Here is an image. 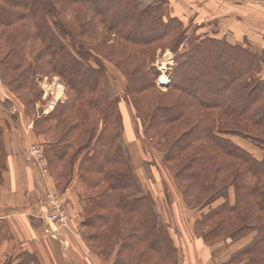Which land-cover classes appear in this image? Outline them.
Segmentation results:
<instances>
[{
	"label": "trees",
	"instance_id": "trees-1",
	"mask_svg": "<svg viewBox=\"0 0 264 264\" xmlns=\"http://www.w3.org/2000/svg\"><path fill=\"white\" fill-rule=\"evenodd\" d=\"M73 5L87 11L75 27L64 16V10ZM96 26L105 33V42L119 39L122 43L119 49L124 55L116 64L128 81L125 100L139 113L149 114L151 137L187 119L192 108L220 112V118H201L182 133L174 132L165 158L171 161L190 151L192 156L180 165L177 178L202 182L199 208L218 197L227 200L228 190L234 187L235 203L225 201L201 214L197 229L209 243L234 242L250 235L249 242L233 252L225 264H264V159L258 160L229 138L238 135L264 147V77L260 74L264 52L253 50L247 42L232 44L212 33H189L184 22L171 14L170 0H0V27L16 31L9 35L0 32L1 43L9 48L0 59L5 71L22 68L32 43L39 44L36 61L28 64L22 84H33L42 72L57 73L75 99L79 119L60 134L57 130L55 139L47 142L51 146V157L47 156L50 165L65 164L71 152L68 162L73 171L82 155V181L94 186L85 177L90 171L101 173L108 185V191L87 199L85 212L105 206L134 220L127 226L126 236L117 238L121 247L118 264H144L138 260L143 254L154 257L153 264H177L178 251L161 222L155 200L137 175L123 138L122 97L106 64L93 54L94 46L86 40ZM165 48L175 53V66L169 90L161 92L156 87L159 72L150 63L157 49ZM104 56L116 61L113 53ZM143 101L146 108L141 107ZM57 108L51 116L36 119L35 129L41 120L54 117ZM100 121L103 127L98 132ZM5 158L0 128V174ZM218 159L226 163L217 165ZM231 162L238 163L235 175L227 182L220 181L232 168ZM125 252L137 253V258L130 259ZM32 263L39 264L34 255L26 254L20 264Z\"/></svg>",
	"mask_w": 264,
	"mask_h": 264
},
{
	"label": "rangeland",
	"instance_id": "rangeland-1",
	"mask_svg": "<svg viewBox=\"0 0 264 264\" xmlns=\"http://www.w3.org/2000/svg\"><path fill=\"white\" fill-rule=\"evenodd\" d=\"M170 8H172L171 3ZM86 14L87 11L84 7H75V5L67 8V10H64L66 20L73 24L74 27L75 24L78 25L83 22V17ZM179 18L184 22L189 33L196 32L199 34L202 32L210 33L216 31L214 25L200 26L193 20H187L184 17ZM259 23H262L263 25L264 21ZM19 27L22 29L26 28H23L21 25ZM77 28H79V26H77ZM14 29L15 28L0 27V32H4L9 35L10 33L13 34L16 32ZM104 34L105 33L101 30V26H96L93 33L86 38V40L94 46L95 52L93 54L97 55L104 62V64H106L115 90L117 94L122 97V101L119 104L122 116V108H125L131 118V129L130 134L128 135V142H126V144L128 145L130 155L137 170V175L144 189L150 193L151 197L156 202L157 209L161 215V222L165 225L170 237H172L173 244H175V242L179 243V247L177 246L178 260L176 259V263L183 264V256L185 254L184 245H181L182 243H180L184 240V238H182L184 237L183 223H187V221H192L194 219L192 227L193 231L191 232L195 240L198 241V239H201L203 240V242H201L205 244V246L212 248V258L215 260V264H225L233 252L249 242L251 236L248 235L234 242L227 239L221 240L217 243H209L201 236L202 232L197 229V220L200 218L201 214L207 213L209 210L218 207L225 201L230 204H234L236 199L234 187L232 186L228 190L227 200L225 197H218L210 205L204 208H199L201 198L203 197V194L200 193V191H203L201 189L202 182L191 180L181 181L177 178L180 165L192 156L190 155V151L188 154L184 153L177 159L171 161L165 158L167 146L169 145L170 140L174 139V132L182 133L189 128L191 123L197 120L199 121L201 118H220V112L218 110L209 111L202 110L200 108H192L189 110L187 119H183L178 123H173L171 126L165 128L163 134L151 137L147 128L149 124L147 122L149 114L145 112L146 115L148 114L146 117L145 114L139 113L134 104L125 100L128 81L123 71L119 68L118 64H116L123 58L124 55L122 51L123 49H119V47L121 48L122 43L119 39H117L115 43H112V40L105 42ZM19 35L20 34L17 33V42H20ZM8 49V46L2 44L0 41V59L5 56ZM39 49V44L34 45L32 43V48L27 51V62L22 64V68L18 71H10L9 69L5 71V66L0 62V89L3 93V97L2 95L0 96V103H3L5 108L8 109L11 115L14 116L18 115L21 108V110L25 112L26 121H32L33 119L34 122L36 119H41L42 117L52 114L57 106H59L57 108V116L55 115L54 117H50L47 121L41 120L38 130L34 127V142L31 143L43 147L44 151H47L48 154L47 155L45 152L46 157H51V146H48L47 142H51L52 139H55L54 135H56L55 133H57V130L60 134L65 131L70 123L77 121L79 119V115H75V99L73 93L59 74L42 72L35 77L33 84H22L21 80L23 79V74L26 73L28 64L35 63V55ZM112 53L115 55L117 62L104 56ZM92 64L95 65L96 63ZM150 66L159 72L156 78V87L158 88V91L167 92L173 77L172 72L175 66V53L170 48L157 49L155 58L151 61ZM59 85L64 88L63 93H60V88L56 91L58 92V95L61 94V99L55 109H48V111H46L48 98L50 96L45 97V94L47 92L49 93V90L51 91L52 88L56 89V86L58 87ZM37 97L39 98L37 99ZM141 107H147L144 101L142 102ZM100 123L98 132H100L103 127L102 121H100ZM131 132L134 134V137L131 136ZM229 138L236 145L252 154L258 160L264 159V147L261 148L249 139L242 138L238 135H229ZM194 152L195 150L193 149L191 154H194ZM69 154L65 157V164L61 165L59 163H55V165L52 162L51 165L49 163L48 166L50 186L58 193L61 203L67 210V224L64 226L58 225L57 231L55 232L56 236H54L45 230L47 224L42 219L44 233L46 236H51L53 238L57 237L56 239H59V235H66L72 240L74 245H80V248H84L83 250L85 253L94 255L99 263L105 264L113 257L114 260L112 264H118V256L121 247L117 238L126 236V228L130 223L133 224L134 220L128 214L116 210H109V207L105 206L98 207L90 213L85 212L86 202L90 196L91 198H95L108 191L107 182L104 177H102L101 173L96 174L90 173V171L86 172L85 177L93 183L92 186L94 185L93 187H89L85 181H82L80 176L81 169L79 168L78 183L73 190L74 197H70L65 194L67 192V188L75 179V167L78 161H81L82 158L81 155L74 166V170L71 171V166L68 162L70 160ZM221 162L225 161L218 159L216 164L219 165ZM31 164L34 165L32 160ZM231 165L232 168L221 175L220 181L227 182L233 178L235 175V168L238 163L231 162ZM36 172L40 177H42L38 168L36 169ZM75 191L79 197V202L76 204ZM75 209L79 211L81 215L79 218L75 215ZM167 216L169 217L168 222L171 221L174 225L173 228L172 226L169 228L167 223H165V221H167ZM230 217L231 216H228V218ZM86 218H89V224L87 225L84 223ZM96 218L101 220H96ZM76 219H78L81 224H78ZM125 255L130 259H135L138 254L132 252L129 254L125 252ZM138 257V260L141 262L143 260L144 264H153L156 262L154 257L147 254H143V256ZM204 263L205 262L200 259L194 264Z\"/></svg>",
	"mask_w": 264,
	"mask_h": 264
},
{
	"label": "crops",
	"instance_id": "crops-1",
	"mask_svg": "<svg viewBox=\"0 0 264 264\" xmlns=\"http://www.w3.org/2000/svg\"><path fill=\"white\" fill-rule=\"evenodd\" d=\"M170 3L173 16L193 20L200 26L214 25L216 31L210 33L217 37L232 44L247 42L253 50L264 52V24L259 23L264 21V0H170ZM260 74L264 77V62ZM1 95L3 97L0 89ZM122 112L124 138L128 142L131 118L125 108ZM25 118L21 108L14 116L0 103V128L6 151V166L0 174V264H20L26 254L34 255L39 264H101L66 235H59V239L45 235L41 218L45 181L26 155V149L34 142V120ZM131 136L134 137L132 132ZM79 166L80 161L75 167V179L65 193L70 197H74ZM77 202L79 197L75 191V204ZM75 215L81 216L76 209ZM168 219L167 216L165 223L173 228ZM193 224L194 219L183 223L184 242H180L185 251L183 264H194L200 259L204 264H215L212 248L193 237ZM110 259L105 264H112L114 258Z\"/></svg>",
	"mask_w": 264,
	"mask_h": 264
},
{
	"label": "built area",
	"instance_id": "built-area-1",
	"mask_svg": "<svg viewBox=\"0 0 264 264\" xmlns=\"http://www.w3.org/2000/svg\"><path fill=\"white\" fill-rule=\"evenodd\" d=\"M60 88V93H63V86H56V89L52 88L45 94L48 98L46 111L48 109L53 110L57 106L61 99V94L58 95L56 91ZM28 157L33 161L34 167L39 169L41 176L45 181V190L41 203V218L47 224L46 231L51 235L56 236L57 226H64L67 224V210L61 203L58 193L48 183L49 177V161L46 157L44 148L35 144H31L26 151Z\"/></svg>",
	"mask_w": 264,
	"mask_h": 264
},
{
	"label": "bare ground",
	"instance_id": "bare-ground-1",
	"mask_svg": "<svg viewBox=\"0 0 264 264\" xmlns=\"http://www.w3.org/2000/svg\"><path fill=\"white\" fill-rule=\"evenodd\" d=\"M163 79H165V78H163Z\"/></svg>",
	"mask_w": 264,
	"mask_h": 264
}]
</instances>
